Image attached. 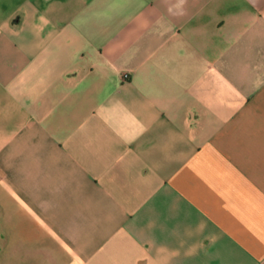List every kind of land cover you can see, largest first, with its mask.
I'll list each match as a JSON object with an SVG mask.
<instances>
[{
	"label": "crops",
	"instance_id": "obj_1",
	"mask_svg": "<svg viewBox=\"0 0 264 264\" xmlns=\"http://www.w3.org/2000/svg\"><path fill=\"white\" fill-rule=\"evenodd\" d=\"M0 264H264V0H0Z\"/></svg>",
	"mask_w": 264,
	"mask_h": 264
}]
</instances>
